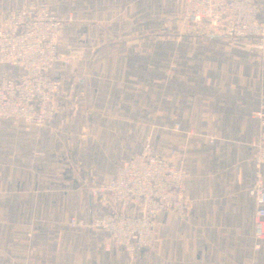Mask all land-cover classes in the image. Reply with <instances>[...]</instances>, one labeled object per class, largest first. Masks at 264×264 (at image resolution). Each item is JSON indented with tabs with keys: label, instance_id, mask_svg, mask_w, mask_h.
<instances>
[{
	"label": "crops",
	"instance_id": "obj_1",
	"mask_svg": "<svg viewBox=\"0 0 264 264\" xmlns=\"http://www.w3.org/2000/svg\"><path fill=\"white\" fill-rule=\"evenodd\" d=\"M30 1L0 0V24L9 11L19 10ZM46 1L53 10L62 9V15L68 13L65 18L67 25L81 24L89 27L91 33L80 37L84 39L85 47H63L65 54L68 48L71 52L76 51L78 56H75L74 61L70 60L68 65H60L53 70V74L62 83L64 97L57 102V113L49 124L27 130L22 120L0 118V204H4L0 206V219L15 218L23 221L21 227L24 230L19 229L25 232L26 238L31 235L39 236L40 230L43 232L45 224L50 220L53 224H60L59 220H62L65 212L75 214L86 222L97 214L108 212L110 207L106 199L95 198L85 188L82 189L86 176L95 173L101 180L107 181L126 155L140 152L134 132L132 136L125 135V110L123 107L119 108L118 101L113 102L109 96L113 92L118 99V91L113 90V83L117 81L113 73L116 70L125 73L124 66L119 68L116 61L124 60L129 50L133 58L135 51L139 57L140 34L135 28H139L140 20L135 17V12L140 10L141 0ZM98 27L102 32L100 37H96L95 28ZM191 27V30L178 34L182 37L177 38L173 51H182L180 57L184 53L185 58L191 53L196 63L190 61L189 65L173 73L180 75V78L182 75L197 74L207 79L206 76L226 71L220 66H211V60L204 59H210L206 54L215 49L219 52L222 41L229 39H222L220 34L212 33L203 25ZM116 34L117 39L110 38V35ZM82 59L86 68L78 78L77 63ZM94 62H100L101 67L95 66ZM15 73L13 66L0 64V80L14 76ZM226 74L233 73L226 71ZM236 81L237 77L235 84ZM251 86L252 84H248L246 89L249 90ZM208 101L220 109L202 111L199 109L201 105L196 102L191 110L179 105L172 109L171 114L184 123H222L226 118L221 109L222 100L210 98ZM132 123H135L134 118ZM194 132L201 138L193 144L192 164L187 169L185 180V188L193 201L191 209L181 215L179 246H156L154 250H143L129 260L123 250L115 245H111L109 251L104 250V243L94 230L60 224L61 228L70 229V234L73 235L67 246L93 247L86 248L88 253L84 264H264V239L260 242L259 249H254V216L257 204L248 193L253 173L251 164L243 156L247 136L242 131L232 130L231 133L229 130L227 134L226 131L219 130L215 134L217 140L210 146L206 142V135L196 128L191 131ZM30 148L39 151V164H48L47 158L49 162L52 161L45 171H60L62 167L65 170L64 164H58L57 158L69 156L72 159V177L68 180L49 181L54 184L46 186L21 177L27 174ZM211 155L213 163L209 161ZM77 171H81L82 177L75 176ZM61 183L69 188L67 192L61 193ZM46 202L48 205L45 206ZM170 216V213H165L158 220ZM32 219L45 223H38L32 230L27 227ZM10 227L12 228L11 223ZM52 231L51 246H66L60 245V232L57 235L54 228ZM62 240L65 241L63 236ZM21 242V245L27 246H12V243L0 246V264L2 251L20 250L27 253L30 240H25V244L24 240ZM37 245L41 246L43 242L38 241ZM93 250L95 255L92 254ZM69 255L65 264H76V257H71V250ZM12 261L10 259L6 264H13ZM52 264H59V261L55 260Z\"/></svg>",
	"mask_w": 264,
	"mask_h": 264
},
{
	"label": "rangeland",
	"instance_id": "obj_2",
	"mask_svg": "<svg viewBox=\"0 0 264 264\" xmlns=\"http://www.w3.org/2000/svg\"><path fill=\"white\" fill-rule=\"evenodd\" d=\"M31 3L37 5L41 9L40 13L43 16L52 17L58 23L57 34L52 40L56 49V57L49 64L46 71L53 80L59 83V94L54 104L57 113V102L64 97V93L62 90V83L59 78L53 74V70L60 67V65H68L70 60L74 61L75 56H78L77 52H71L66 48L65 54L63 52V47L66 45L85 47L83 43L84 39H80V37L85 36L86 33L90 34L91 30L89 27L81 24L75 26L67 25V19L65 18L68 17V13L66 12V15H62V9H60V11L53 10L46 0H31L23 7ZM59 7H62V5ZM257 8L258 24L264 30V0H257ZM135 17L137 20H140L139 28H135L140 34L139 57H137L135 51V57L133 58L132 52L129 50V52H126L124 60L118 59L116 61L119 68L124 66L123 71L125 73L122 74L120 70H116L113 73V77L117 78V81L113 83L115 84L113 90L118 91V99H116L113 92H111L109 96L110 100L113 102L118 101L119 108L123 107L125 110L126 121L124 127L126 137L128 135L132 136L134 132L135 142L139 143V153L147 148L153 154L163 158L169 157L170 150H179L184 146H188L189 151L185 156L188 169L192 164L191 154L193 152V144L201 138L197 136L196 132L191 133L193 129L196 128L201 131L200 133L206 135V142L210 146H213L214 142L217 140L215 134L219 130L226 131L227 134L229 130L230 132L232 130H235V132L242 131L245 133V136H247L245 139L246 144L243 146L245 149L243 156L246 157L247 163L251 164L253 173L252 185L258 180L264 183V167L255 161L258 143L264 141V50L258 48V40L253 38L250 40H232L223 33L214 32L210 29L212 33L220 34L222 39L226 40L225 38H227L229 40L222 41L223 43L219 52L215 49V51L207 53L206 56H210V59L204 60H211V66H220L233 74L228 75L226 71H224L219 75L206 76L207 79L197 74L182 75L180 78V75L173 72L181 67L189 65L190 61L196 63V61L192 59L191 53H189L188 58H185L184 53L183 57H180L182 51H178L177 53L173 51L175 46L174 43L177 41V38L182 37L178 34H180V32H185V30H191V26H194L187 25L184 21L183 0H141L140 10L135 12ZM95 29L96 37H100L102 33L101 28L98 27ZM110 38L117 39L118 37L116 34L110 35ZM224 44L228 48H226ZM109 64L111 66V60ZM94 65L101 67L100 62H94ZM77 67L79 68L77 77L80 78L81 71L86 68L85 61L83 59L80 60L77 63ZM236 77L237 81L235 84L234 80ZM193 84H201V86L195 87L196 85ZM219 84L221 85L218 88L217 86ZM248 84H252L249 90L246 89ZM210 98H220L222 100L221 109L225 112L226 117L222 123L202 121L196 124L191 122L184 123L182 119L171 114L172 109L174 107L176 108V106L183 105L191 110L196 102H199L201 105L199 109L202 111H216L220 109L212 105L211 101H208ZM253 110H259L262 113L263 119L261 124H257L251 116ZM56 113H54L52 119L46 124H49L54 119ZM132 118L135 119V123H132ZM231 118L232 122L230 123ZM176 124L178 127L174 128ZM139 153L126 155L117 166L122 161ZM39 155L40 153L36 148L29 149V164L28 167L26 166L27 164L25 165L27 167V174L21 177L29 179L32 183L44 184L45 186L54 184L49 181L58 179L68 180L72 177L73 173L70 172V160L72 159L69 156L65 155L57 158L58 164H64L65 170H63L62 167L60 171H45L48 168L47 165L52 162V155L50 156L51 162H49L47 158L48 164L45 163V166L44 163H38ZM177 160V158H172L174 162H177ZM209 161L213 163V155H211ZM80 172L81 171H77L75 173L77 178L82 177V173ZM92 178L100 183L107 182L108 180H101L95 173L86 176L85 185L82 189L85 188L86 191L89 192V195L100 198L94 195L90 190ZM61 186V193L67 192L66 190L68 187H64L65 184L63 183H61ZM46 189H48V187H46ZM1 205L4 204L2 203L0 206ZM46 205H48L47 202L45 206ZM59 205L61 206V204ZM56 207L57 205L55 202V211ZM110 211L111 208L108 212L95 215L91 221L88 222L78 218L77 215L70 212H65L63 215L74 216L77 219V226L70 227H84L94 230L98 233V237L102 239V242L105 243L107 240L102 228L93 226L92 224L97 218ZM50 212L52 213V211ZM165 213H170L171 216L168 218L163 217V219L159 221L158 218ZM63 217L62 220H59L61 222L60 224L68 226L63 223ZM180 219L181 215L175 214L172 211H164L159 214L153 224L156 243L154 246L144 250H154L156 246H179ZM22 222L23 221L16 220L15 218L12 220H7L5 218L0 219V246H9L8 243H12V246H27L25 240H30L31 242H29L30 246L27 253L21 252L20 250L2 251V264L8 263L10 259L13 260V264H52L55 260L59 261V264H65L66 260H69V250H71V257L75 255L76 264H84L85 257L88 253V249L86 248H93L92 246H67L69 244V238L73 237V235L70 234L71 230L61 228L59 226L60 224H53L52 220L45 224L46 228L43 232L40 230L39 236L31 235V237L26 238L25 232H21L19 229H23V227H21ZM10 223L12 224V228L10 227ZM38 223L42 225L45 222L43 223L42 221L32 219L29 220L27 227L33 230ZM52 228H54L57 235L59 232L61 234L60 245L65 244L66 246H51L53 240ZM62 236L65 239L64 242H62ZM22 240H24L25 245H21ZM38 241L43 242V245L38 246ZM72 249H75V251L72 252ZM92 254L95 255L94 250ZM136 256L130 258L126 255L129 260L134 259Z\"/></svg>",
	"mask_w": 264,
	"mask_h": 264
},
{
	"label": "built area",
	"instance_id": "obj_3",
	"mask_svg": "<svg viewBox=\"0 0 264 264\" xmlns=\"http://www.w3.org/2000/svg\"><path fill=\"white\" fill-rule=\"evenodd\" d=\"M35 4L9 11L0 24V64L15 68L14 76L0 80V118L22 120L26 129L48 123L56 107L59 83L47 73L56 57L52 42L58 23L45 17ZM187 25H203L232 40H258L264 50V30L258 24L257 0H183ZM257 124L263 115L253 110ZM176 124L174 128H177ZM255 161L264 167V141L259 142ZM188 146L173 149L168 158L145 148L122 161L107 182L91 179V192L106 199L111 211L93 222L102 228L106 242L120 247L130 258L155 245L154 220L164 211L182 215L192 207V196L185 188ZM177 158V162L172 161ZM248 193L257 204L254 216V249L264 239V183L256 181ZM63 223L77 226L74 216L65 215Z\"/></svg>",
	"mask_w": 264,
	"mask_h": 264
}]
</instances>
